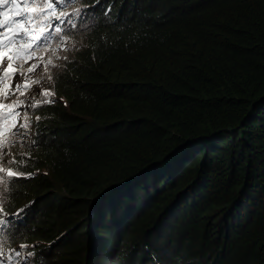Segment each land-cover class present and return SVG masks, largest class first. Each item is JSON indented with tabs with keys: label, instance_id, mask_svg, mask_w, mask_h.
Segmentation results:
<instances>
[{
	"label": "trees",
	"instance_id": "16d2710c",
	"mask_svg": "<svg viewBox=\"0 0 264 264\" xmlns=\"http://www.w3.org/2000/svg\"><path fill=\"white\" fill-rule=\"evenodd\" d=\"M82 3L98 22L12 164L33 175L1 192L24 209L10 244L35 264H264V0Z\"/></svg>",
	"mask_w": 264,
	"mask_h": 264
},
{
	"label": "snow or ice",
	"instance_id": "6c2138e0",
	"mask_svg": "<svg viewBox=\"0 0 264 264\" xmlns=\"http://www.w3.org/2000/svg\"><path fill=\"white\" fill-rule=\"evenodd\" d=\"M11 5L13 7H18L22 9L30 10L23 11L18 10L15 14L16 17H20V19H15L14 17H5L2 12H0V109L7 108V112H0V159H2L3 155L8 154L7 149L12 147L15 144V138L25 136L23 129L28 128L29 125L17 121L15 118L20 115L17 109L23 103L22 101L17 103L15 101L10 102L9 104H3V100H7L11 95L16 92H20L21 89L26 88L28 86L27 74L34 72V70L40 65L36 63L30 64L27 69L24 68V65L28 62L24 56H21V51H25L26 56L28 58H35L34 54L37 51L38 47L43 44L47 46L48 41L50 39V33L44 36H41L38 40H32L29 36V31H35L33 27L34 21L40 20L42 17H46L48 13H51L52 17L59 20L63 15H73L78 14L79 9H74L73 13L61 12L60 15L56 14L54 10V5H66L71 6L78 2V0H10ZM9 3V0H0V7H3L4 4ZM7 11V10H5ZM46 25L47 21H43ZM71 22V21H69ZM18 26L15 32H12V25ZM7 25V27H6ZM36 27H39L37 24ZM56 32H60L61 29L59 27L54 29ZM11 33V38L6 39L5 33ZM31 43V47L28 49H24V45ZM15 49L11 53L6 52V49ZM66 59V57H65ZM49 65H52V61L49 60L44 67V73L48 80H51V75H48ZM55 66V65H52ZM25 77L23 83L17 82L15 87L13 88L11 85L7 84V81L14 78L15 76ZM39 83L40 81H35ZM23 94V93H21ZM44 97L54 96V93H50L49 90H45L41 93ZM47 103H54V100H46ZM39 119V117H37ZM5 122H8L7 130L4 129L3 125ZM15 157L9 160V165L16 164ZM23 163V161H20ZM18 166V165H17ZM5 170L0 168V173H3ZM33 173H22V172H13L11 167L6 172L7 177L12 178H22L25 176H32ZM6 176L0 175V184H4L6 182ZM3 201L0 200V204ZM24 212V209H20L18 212L14 213L13 216L19 218L20 215ZM12 217H8L5 213L0 210V232L8 231L9 224L11 223ZM7 243L5 239L0 238V252L4 245ZM23 249H27L30 246L27 244H22L20 246ZM11 259H15L19 257V260L16 261V264H21L22 261H27L28 257L34 255L33 252H28L26 255L19 250H12ZM0 264H5L3 259H0Z\"/></svg>",
	"mask_w": 264,
	"mask_h": 264
},
{
	"label": "clouds",
	"instance_id": "9594fccd",
	"mask_svg": "<svg viewBox=\"0 0 264 264\" xmlns=\"http://www.w3.org/2000/svg\"><path fill=\"white\" fill-rule=\"evenodd\" d=\"M82 1L83 0H78L77 3H75V4L71 5V6L58 5V6H62V7L59 8V10L61 9L62 11L66 12V13H73L74 9H79L80 11H79L78 15L80 17H77L76 14H73V15H70V16L65 14L59 20L55 19L56 20V25L60 26L61 31L57 32L55 34L54 38H52V39L50 38L49 39L47 46H44L43 44H41L38 47L37 51L34 54L35 58H28L26 56L25 51H21L20 55L24 56L25 59H27V61H28L24 65L25 69H27V67L30 64H32V63H36V64L40 65L34 71L44 69L43 66L45 64H47V62L49 60H51L52 61V65H55V66H53V68H54L52 70V73H53L56 69H58L59 67H62L66 63V61L71 58V55H73V53L76 51V49L79 48L78 46H76L74 44H76L75 37H77V40H78V35L80 34V30L81 29H84V30L86 29L87 30L89 28H93V26H95L97 24V22H98V18L93 13V10H92L93 8L91 9L89 5H87L85 3H82ZM18 10L28 11V9H22V8H17L15 11L17 12ZM83 16H85L86 19L83 18ZM69 21H71V22H69ZM31 46L32 45L26 44V46L24 45V49H28ZM14 50L15 49L13 48V49H6L5 51L11 53ZM70 53H72V54L70 56H68V54H70ZM53 55H58L61 58L55 59V58L52 57ZM65 57H66V59H65ZM44 59H45V64L42 65ZM52 65H49L50 68L52 67ZM52 73L50 74L51 77H52ZM29 78H30V76L27 74L28 86L26 88L21 89L20 92H16L15 94L11 95L7 100H3L2 102L8 104V103H10L12 101H15V100H18V99H24L25 94H27L31 89H35L34 83L31 82L29 80ZM43 79L44 80L46 79V75H43ZM24 80H25V77H21V76L18 75V76H15L14 78H12L11 81L8 80L7 84H9V82H10V84L14 88L15 84L17 82H21V81L24 82ZM52 84H53V81L51 79L50 80V88L53 91ZM45 90L46 89H38V88H36L34 90L35 91V93H34L35 99L36 100H39V99L41 100L42 99L44 101L55 99L54 96H48L46 98L43 95H41V93H43ZM22 92H24V93L21 94ZM38 105H39V102L38 103H33V102L29 103L28 101L24 100L23 103L20 105V107L15 109L16 111H18L20 113V115L18 117H16L15 119L17 121H19V122L28 124L29 127L23 129V131H24V133L26 135L15 138V144L12 147L7 149V153L10 152L9 154H11L10 157H13V156L15 157L16 154L18 152H20L19 149H18V151L16 150L17 147H19L22 142L27 143L28 136L31 137L32 134L35 133L36 130H35L34 126H35V120L37 119V115L35 113H36V109L38 108L37 107ZM7 111L8 110L0 109V112H7ZM8 126H9L8 122H5L4 125H3L5 130H7ZM26 151H24V152H26ZM9 154L3 155L2 159H0V168H3L5 170L3 173H0V175H5L6 176V172L9 169V167H11V170L13 172H20L19 170H16L15 168H13L12 165H9V160L10 159L9 158L7 159V157H9L8 156ZM11 179H9V181H6L4 184H0V186H1L0 187L1 188V190H0V200L2 199L1 198V192L3 193V191L6 190V189H3V188L6 185V188L9 189V187L11 185ZM0 210H2L5 214H8L6 211H4V208H3L2 204H0ZM18 211H15V212H18ZM15 244H10L9 243V245H15ZM33 259H35L34 256H33ZM32 264H35L34 261H33Z\"/></svg>",
	"mask_w": 264,
	"mask_h": 264
},
{
	"label": "rangeland",
	"instance_id": "374dc122",
	"mask_svg": "<svg viewBox=\"0 0 264 264\" xmlns=\"http://www.w3.org/2000/svg\"><path fill=\"white\" fill-rule=\"evenodd\" d=\"M87 34V31L86 30H84V29H81L80 30V35H81V38L84 36V35H86ZM81 38H80V40H81ZM76 49V48H75ZM74 49V50H75ZM72 53H70V54H68V56H70ZM53 58H55V59H57V58H61L60 56H58V55H53L52 56ZM62 62V61H61ZM45 64V59H44V61H43V63H42V65H44ZM54 68H53V66L50 68V66H49V72H48V75H50L51 73H52V70H53ZM28 75L30 76V78H29V80L31 81V82H33L34 83V85H35V89L36 88H38V89H46V90H49L50 91V93H53V91H52V89L50 88V80H48L47 78L44 80L43 79V75H45V73H44V69H41V70H37V71H34V72H32V73H28ZM18 76V75H17ZM37 80H39L40 82L39 83H36L35 81H37ZM49 81V82H48ZM21 83H23L22 81H21ZM41 83V84H40ZM40 84V85H39ZM35 89H31L27 94H25V96H24V99H18V100H15V102H17V103H19V102H23L24 100H26V101H28L29 103H38L39 101L38 100H36L35 99V95H34V93H35ZM22 93H24V92H22ZM51 96V95H50ZM13 102V101H12ZM28 147V145H27V143H25V142H22L21 143V145L19 146V147H17V151H18V149H19V151L21 152V151H26V148ZM15 150V151H16ZM14 151V150H13ZM10 153V152H9ZM8 153V154H9ZM9 157H7V159L8 158H10V156H11V154H9L8 155ZM8 179H9V177H6V181H8ZM1 187V186H0ZM3 189H6V190H8L7 188H6V185H5V187L3 188ZM0 190H1V188H0ZM24 243H26V242H24ZM36 246H34V248H35ZM37 248V247H36ZM14 249H16V248H14ZM38 249V248H37ZM4 250H5V247H4ZM16 250H19V251H21V249H16ZM34 254H36V251H34ZM40 257V260L42 261V262H45L46 261V256H39Z\"/></svg>",
	"mask_w": 264,
	"mask_h": 264
},
{
	"label": "water",
	"instance_id": "95a60500",
	"mask_svg": "<svg viewBox=\"0 0 264 264\" xmlns=\"http://www.w3.org/2000/svg\"><path fill=\"white\" fill-rule=\"evenodd\" d=\"M132 181V179L127 180L124 183L112 186V187H106L105 190L103 191V195H108V194H113L117 192L123 185L128 184ZM99 200H96V205H98Z\"/></svg>",
	"mask_w": 264,
	"mask_h": 264
}]
</instances>
